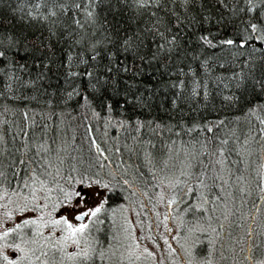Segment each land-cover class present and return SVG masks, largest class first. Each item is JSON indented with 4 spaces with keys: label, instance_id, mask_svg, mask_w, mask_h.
Segmentation results:
<instances>
[{
    "label": "snow or ice",
    "instance_id": "1",
    "mask_svg": "<svg viewBox=\"0 0 264 264\" xmlns=\"http://www.w3.org/2000/svg\"><path fill=\"white\" fill-rule=\"evenodd\" d=\"M0 83V264H264V0H0Z\"/></svg>",
    "mask_w": 264,
    "mask_h": 264
},
{
    "label": "trees",
    "instance_id": "2",
    "mask_svg": "<svg viewBox=\"0 0 264 264\" xmlns=\"http://www.w3.org/2000/svg\"><path fill=\"white\" fill-rule=\"evenodd\" d=\"M12 3H13V5H15L16 0H12ZM10 18H11V17H10ZM2 89H3V84L0 83V90H2ZM7 102H8L7 100L0 98V104L7 103ZM77 142H79V137H77ZM257 155H258V153H257ZM235 158H236L235 156L232 157V159H235ZM109 206H111V205H109ZM158 210H159L161 213H163V212H164V207H163L162 205H160V206L158 207ZM136 211L139 212V219H141V221L144 220V221H143V224H144V228L146 229L145 232H147V229H148V226H147V228H146L145 223H147V224H148V223L151 224L154 233H155L156 231H162V230H163V229H162V226H161L160 229H156V222L153 223V221L156 220V218H155V216H154L153 213H152V209H151V206H150V205H147V204H146V206H145L142 210H141V209H137ZM140 211H141L142 213H140ZM162 211H163V212H162ZM133 215H134L135 219L137 220V216H136V214L133 213ZM142 219H143V220H142ZM118 221H119V220H117V225H119V223H120V222L118 223ZM101 228H102V231H101V233H100V239H101V240H104L105 237L109 234V232L112 231V229H111V222H110V221H106V222L101 226ZM173 243H174V242H173Z\"/></svg>",
    "mask_w": 264,
    "mask_h": 264
},
{
    "label": "rangeland",
    "instance_id": "3",
    "mask_svg": "<svg viewBox=\"0 0 264 264\" xmlns=\"http://www.w3.org/2000/svg\"><path fill=\"white\" fill-rule=\"evenodd\" d=\"M163 206V205H162ZM164 207V206H163ZM163 212V211H162ZM133 213L134 212H129V219H131L134 223H135V221H136V219H135V217H134V215H133ZM140 213H142L141 211H140ZM141 220V219H140ZM143 220V219H142ZM144 221V220H143ZM154 222H156V220H154L153 221V223ZM118 223H119V221H118ZM149 225H151V224H147V223H145V226H146V228H147V226L149 227ZM146 230V229H145ZM136 231H137V234H139V226L138 225H136ZM161 244H163V241H159ZM150 243V242H149ZM161 253L158 251L157 252V256H159Z\"/></svg>",
    "mask_w": 264,
    "mask_h": 264
}]
</instances>
